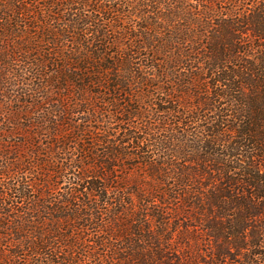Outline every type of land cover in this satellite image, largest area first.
<instances>
[{
	"label": "trees",
	"instance_id": "obj_1",
	"mask_svg": "<svg viewBox=\"0 0 264 264\" xmlns=\"http://www.w3.org/2000/svg\"><path fill=\"white\" fill-rule=\"evenodd\" d=\"M0 121V264H264V0H0Z\"/></svg>",
	"mask_w": 264,
	"mask_h": 264
},
{
	"label": "rangeland",
	"instance_id": "obj_2",
	"mask_svg": "<svg viewBox=\"0 0 264 264\" xmlns=\"http://www.w3.org/2000/svg\"><path fill=\"white\" fill-rule=\"evenodd\" d=\"M52 70V68H50V69H44V71L45 72H47V73H50V71ZM29 82V78H27V83ZM38 82V81H37ZM1 122V121H0ZM1 126V125H0ZM10 142H8L9 144H12L13 145V143H15V141L16 140H9ZM78 155V154H77ZM31 177V176H30ZM32 178V177H31ZM68 184H70L68 181L67 182H64V185H68Z\"/></svg>",
	"mask_w": 264,
	"mask_h": 264
}]
</instances>
